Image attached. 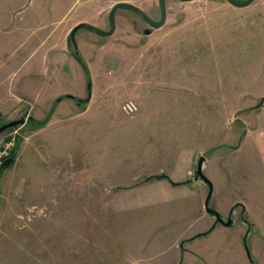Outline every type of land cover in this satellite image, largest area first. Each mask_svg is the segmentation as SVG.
<instances>
[{"label": "rangeland", "instance_id": "rangeland-1", "mask_svg": "<svg viewBox=\"0 0 264 264\" xmlns=\"http://www.w3.org/2000/svg\"><path fill=\"white\" fill-rule=\"evenodd\" d=\"M132 1L160 19L158 0ZM86 2L66 0L62 23ZM166 3L159 29L120 10L112 36L77 32L89 92L85 69L69 58L72 30L50 34L46 16L59 0H0V127L26 122L0 135V151L17 138L16 161L0 177V264H180V244L215 224L196 176L201 157L210 207L226 219L244 205L250 250L264 234V166L247 140L264 99V5ZM54 61L67 62L60 77L41 72ZM90 93L84 110L71 98L57 103ZM127 101L136 114L124 113ZM29 118L49 122L36 128ZM160 175L181 185L146 181ZM247 227L238 214L232 228Z\"/></svg>", "mask_w": 264, "mask_h": 264}, {"label": "crops", "instance_id": "crops-1", "mask_svg": "<svg viewBox=\"0 0 264 264\" xmlns=\"http://www.w3.org/2000/svg\"><path fill=\"white\" fill-rule=\"evenodd\" d=\"M256 1H259L260 4L264 5V0H256ZM65 2L66 0H59L60 7L56 6L54 7L53 11L52 10L48 11L46 18H51L53 14L54 18L51 24L55 25V30H56V31L53 30L50 34L55 33V34L60 35L62 33L63 35L66 32L67 34H69L70 31L73 30L77 25L88 24V23H95L94 25L92 24H89V25H92L98 29L103 30L106 23L107 22L110 23L109 15H110L112 8L115 5L120 4V3L133 4L141 8L143 11H145V9L143 8L141 4L135 3L132 0H87L86 2L87 4L85 5L86 10H84L79 16L74 18V20L70 22L72 24L66 25L62 23L63 17L61 16L63 15V8L65 7ZM255 2L245 8H237V7L232 6L229 3H226V4L235 10L245 11L246 9L254 5ZM91 7L94 8L93 11L96 12L95 15L93 16L92 14H90L91 10L89 8ZM67 27H69V29H67ZM258 39L260 42H264V38L262 36H260ZM64 46L65 45L63 44L60 50H62V52L67 51L68 53V50H67L68 48L65 49ZM71 57H73L78 62V60L73 55H69V58ZM66 63L67 62L65 61L64 65L61 68L58 64L56 65V61L51 62V64H43L40 67L42 68L41 72H45L47 75L52 72V74H55L60 77L63 74V72H66L65 71ZM60 69H62L61 72H60ZM32 73H33V70L30 74ZM34 74H36L35 71H34ZM258 117H259L258 126L254 129H249V132H248L249 135L247 136V140H249V138L251 139L252 141L251 146H253V149H255L256 147V149L258 150L257 156L260 158L264 166V101L262 102ZM254 133H256L255 140H254V137H252ZM218 232L223 237H221L217 241H214V238H215L214 235ZM232 232L234 234L231 239L232 241L228 243L226 237L229 236ZM246 232H247V229L246 231H244L243 228L235 230L232 227H225L223 225H218L213 230L212 232L213 234L212 233H211L212 235L210 234L209 239H207L205 243L203 244L192 243L191 245L187 246L188 252L183 255V261L181 264H251L246 254L245 246L243 243V237H244L243 234H246ZM263 237H264L263 233H259V235L257 234L251 245L252 255L258 264H264Z\"/></svg>", "mask_w": 264, "mask_h": 264}, {"label": "water", "instance_id": "water-1", "mask_svg": "<svg viewBox=\"0 0 264 264\" xmlns=\"http://www.w3.org/2000/svg\"><path fill=\"white\" fill-rule=\"evenodd\" d=\"M180 2H191V1H195V0H179ZM226 2H228L229 4H231L232 6L234 7H237V8H245V7H248L250 6L251 4H253L256 0H247L245 2H236L234 0H225ZM158 5H159V8H160V19L158 21L156 20H153L145 11H143L141 8L133 5V4H129V3H120V4H117L115 5L111 12H110V15H109V21H110V30L109 31H103L101 29H98L92 25H89V24H79L77 25L71 32V39L72 41L75 43V37H76V34L77 32L82 29V28H85L89 31H93V32H97L99 33L100 35L104 36V37H108V36H112L116 30V22H115V16H116V13L120 10H128V11H131L135 14H137L143 21H145L149 26L152 27V29H159L161 27H163L167 21V3H166V0H158ZM151 31H147L146 34H150ZM88 89H89V92H91V89H92V83H89L88 85ZM90 99H91V93H90ZM26 122H25V119H22L20 121H14V122H11V123H8V124H5L3 125L2 127H0V135L12 128H15L19 125H24ZM206 162V159L205 157H201L198 161V167H197V171H196V176L197 178H200L203 182H205L207 185H209L210 187V191H209V194H208V197L206 199V202H205V210L206 212L215 217L216 219V224L214 225L213 229L215 228V226L217 224H221L225 227H232L234 225V222H233V219L232 217L230 216L229 220L226 222L224 220V218L221 216V214L212 209L210 207V203H211V200H212V196H213V185L211 183V181L205 176L204 174V171H203V165L204 163ZM14 163V159L13 158H8L6 159L0 166V169H6L8 167H10L12 164ZM166 179L167 181H169L171 184H174V185H177L175 182H173L169 176L167 175H160V176H151V177H148L146 179V181H149V180H152V179ZM243 207V210L245 212V207L243 204H237L235 205L233 208H232V211H234L236 208L238 207ZM248 227H247V233L245 234V237H244V240H243V243H244V246H245V250H246V254L251 262V264H255L254 263V259L252 257V253H251V250L250 248L248 247L247 245V238L249 237L250 235V232H251V225L250 224H247ZM208 234L207 233H203V234H199L197 235L196 238H199V237H203V236H206ZM182 263V261L180 262V264Z\"/></svg>", "mask_w": 264, "mask_h": 264}, {"label": "trees", "instance_id": "trees-1", "mask_svg": "<svg viewBox=\"0 0 264 264\" xmlns=\"http://www.w3.org/2000/svg\"><path fill=\"white\" fill-rule=\"evenodd\" d=\"M70 46L73 48L74 47V56L75 58L78 60V62L83 66V68L85 69L87 75L89 76V79H88V82L91 83V79H90V75H89V69L87 67V65L85 64V62L82 60L81 58V55L79 53V51L77 50V45L72 41L70 40ZM65 98H71L73 100H75L77 103H78V109L80 110H84L85 107L87 106V104L90 102V97L88 96L87 98L85 99H76L74 96H63V97H60L58 100H57V103L62 101L63 99ZM264 101V99H263ZM261 106V105H260ZM49 120H50V116L48 117ZM49 120L45 121V122H39L33 118H29L28 122L27 123H31L32 126L36 125V128H43L46 124H48ZM18 141L20 142V137H18ZM16 152H17V147L15 150H13L12 154L10 155V158H13L15 161H16V158H17V155H16ZM14 161V163H15ZM13 163V164H14ZM12 164V165H13ZM11 167V166H10ZM5 169H0V177L2 175V172L4 171ZM177 185H181V183H176Z\"/></svg>", "mask_w": 264, "mask_h": 264}, {"label": "flooded vegetation", "instance_id": "flooded-vegetation-1", "mask_svg": "<svg viewBox=\"0 0 264 264\" xmlns=\"http://www.w3.org/2000/svg\"><path fill=\"white\" fill-rule=\"evenodd\" d=\"M10 158V157H9ZM8 159V158H7ZM6 159L3 160V162L5 161ZM15 161V160H14ZM7 169V168H6ZM209 187V185H207ZM209 191H210V187H209ZM208 214V213H207ZM238 214L240 215V218H241V221L244 223V224H249V222L245 219V212L243 210V207H239V208H236L234 211H232V209L229 211L226 219H224L226 222L229 220L230 216L232 217L233 219V222L235 221L236 217L238 216ZM209 215V214H208ZM237 215V216H236ZM211 216V215H210ZM213 217V216H212ZM215 218V217H213ZM212 218V219H213ZM224 218V217H223ZM215 224H216V219H215ZM214 224V225H215ZM218 225H221V224H217L215 226V228L218 226ZM233 227V226H232ZM214 228V229H215ZM213 227L209 230V231H206L204 233H207L208 234L206 236H203V237H207L209 236L212 232H213ZM203 234V233H202ZM195 240H197V238L195 239V237H192L191 239H187L185 241H183L181 244H180V257H183L184 254H186L188 252V248H187V245H191L192 243L195 242Z\"/></svg>", "mask_w": 264, "mask_h": 264}, {"label": "built area", "instance_id": "built-area-1", "mask_svg": "<svg viewBox=\"0 0 264 264\" xmlns=\"http://www.w3.org/2000/svg\"><path fill=\"white\" fill-rule=\"evenodd\" d=\"M234 1L242 3V2H245L247 0H234ZM122 110L127 115H134L138 112V107H137V104L135 102L127 101L122 106ZM10 140L11 141L9 142V144L0 151V166L3 163L4 159H7L10 157V155L12 154V152L16 146L15 144H16L17 138L13 137Z\"/></svg>", "mask_w": 264, "mask_h": 264}]
</instances>
